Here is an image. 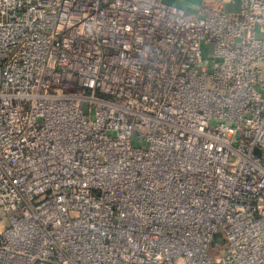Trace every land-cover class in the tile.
I'll list each match as a JSON object with an SVG mask.
<instances>
[{
    "label": "built area",
    "instance_id": "1",
    "mask_svg": "<svg viewBox=\"0 0 264 264\" xmlns=\"http://www.w3.org/2000/svg\"><path fill=\"white\" fill-rule=\"evenodd\" d=\"M224 1L0 0V264H264V0Z\"/></svg>",
    "mask_w": 264,
    "mask_h": 264
},
{
    "label": "crops",
    "instance_id": "2",
    "mask_svg": "<svg viewBox=\"0 0 264 264\" xmlns=\"http://www.w3.org/2000/svg\"><path fill=\"white\" fill-rule=\"evenodd\" d=\"M166 1L169 2L170 4L182 6L186 8L187 11L189 12H197L205 0H166ZM208 1H214V0H208ZM223 5L227 10H237L239 8L238 1L228 2L225 0L223 2Z\"/></svg>",
    "mask_w": 264,
    "mask_h": 264
},
{
    "label": "rangeland",
    "instance_id": "3",
    "mask_svg": "<svg viewBox=\"0 0 264 264\" xmlns=\"http://www.w3.org/2000/svg\"><path fill=\"white\" fill-rule=\"evenodd\" d=\"M204 55H205L206 57H212V53H210L209 48H205V47H204ZM211 255L214 257V256H218L219 253L217 252V250H212V251H211Z\"/></svg>",
    "mask_w": 264,
    "mask_h": 264
}]
</instances>
